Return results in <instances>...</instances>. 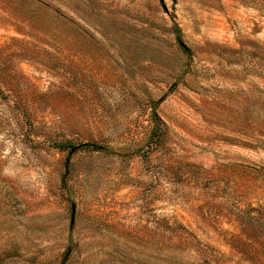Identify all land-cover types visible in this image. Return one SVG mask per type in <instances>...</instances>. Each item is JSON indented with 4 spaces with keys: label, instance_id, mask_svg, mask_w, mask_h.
<instances>
[{
    "label": "rangeland",
    "instance_id": "rangeland-1",
    "mask_svg": "<svg viewBox=\"0 0 264 264\" xmlns=\"http://www.w3.org/2000/svg\"><path fill=\"white\" fill-rule=\"evenodd\" d=\"M0 264H264V0H0Z\"/></svg>",
    "mask_w": 264,
    "mask_h": 264
},
{
    "label": "trees",
    "instance_id": "trees-1",
    "mask_svg": "<svg viewBox=\"0 0 264 264\" xmlns=\"http://www.w3.org/2000/svg\"><path fill=\"white\" fill-rule=\"evenodd\" d=\"M154 116H155V120H156V122L158 124V127L152 133L151 139H153V142L156 144L158 142L160 136H161L162 129L159 126V124H161L160 120L156 117V115H154ZM63 146H64V148L69 149V150H73L74 149V146L71 145L70 143H65Z\"/></svg>",
    "mask_w": 264,
    "mask_h": 264
},
{
    "label": "water",
    "instance_id": "water-1",
    "mask_svg": "<svg viewBox=\"0 0 264 264\" xmlns=\"http://www.w3.org/2000/svg\"><path fill=\"white\" fill-rule=\"evenodd\" d=\"M161 1V0H160Z\"/></svg>",
    "mask_w": 264,
    "mask_h": 264
}]
</instances>
